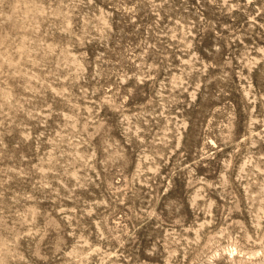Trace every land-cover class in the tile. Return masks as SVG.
I'll return each mask as SVG.
<instances>
[{
    "label": "rangeland",
    "instance_id": "374dc122",
    "mask_svg": "<svg viewBox=\"0 0 264 264\" xmlns=\"http://www.w3.org/2000/svg\"><path fill=\"white\" fill-rule=\"evenodd\" d=\"M0 264H264V0H0Z\"/></svg>",
    "mask_w": 264,
    "mask_h": 264
}]
</instances>
